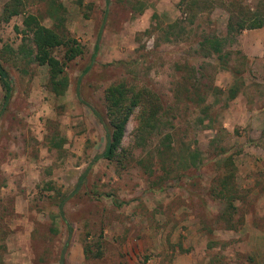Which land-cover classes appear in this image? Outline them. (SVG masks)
Returning a JSON list of instances; mask_svg holds the SVG:
<instances>
[{
	"label": "rangeland",
	"instance_id": "1",
	"mask_svg": "<svg viewBox=\"0 0 264 264\" xmlns=\"http://www.w3.org/2000/svg\"><path fill=\"white\" fill-rule=\"evenodd\" d=\"M58 1L84 49L64 67L63 96L47 90L46 67L15 57L25 17L51 26L47 1L22 0L19 15L0 20L13 88L2 107L0 87V263L264 264V26L227 44L225 64L198 48L205 35L225 36L228 3L264 17V0ZM122 82L155 96L162 119L141 145L136 111L122 163L98 160L104 91ZM227 160L231 224L214 195Z\"/></svg>",
	"mask_w": 264,
	"mask_h": 264
},
{
	"label": "trees",
	"instance_id": "2",
	"mask_svg": "<svg viewBox=\"0 0 264 264\" xmlns=\"http://www.w3.org/2000/svg\"><path fill=\"white\" fill-rule=\"evenodd\" d=\"M46 17L52 22L50 27L44 26L37 16L28 15L22 21L23 38L18 46L16 59L26 61V64H34L47 68L48 82L47 90L55 96H63L68 87V79L64 73V67L67 63L82 56L84 49L79 43L69 37L65 30V9L58 0H46ZM187 2V0H180ZM83 0H76V4L81 7ZM107 2V0H106ZM22 0H10L3 8L0 20L7 22L12 17L21 13ZM195 0L192 5L195 6ZM228 19L226 23V34L223 37L216 35H205L202 41L198 43V48L206 55H216L222 64H225L223 50L227 44L232 45L237 37L244 30L259 29L264 26V17L261 14L243 11L240 5L234 2L228 3ZM189 7V6H188ZM191 8V7H189ZM99 39V38H98ZM98 41V40H97ZM95 45V51L97 50ZM57 49L63 50L62 59L55 56ZM227 68V67H224ZM0 87L2 91L1 105L6 107L12 97V83L9 74L0 61ZM237 89H230L231 98L237 94ZM104 103L106 117L108 119L109 132L106 145L99 159L108 161L117 160L122 163L126 157L122 148V142L125 129L130 118L138 111L136 115L137 130L144 135L141 145L153 135L158 129V118L161 117V107L158 99L152 96L147 90H136L125 83L113 84L104 91ZM164 142L169 141V136H165ZM169 148V143H163V147ZM125 156V157H124ZM226 169L230 172L221 179L214 189L216 198L223 201L225 208L221 218L227 223L233 222V217L237 213L235 202L237 200L236 191L233 187L234 168L232 162L227 160L224 163ZM85 175L81 177L78 185L84 180ZM62 203L59 205V212L62 214ZM90 245H84L83 254L85 259L89 258ZM101 256L95 254L96 258ZM1 264V263H0ZM58 264H65L64 257H61Z\"/></svg>",
	"mask_w": 264,
	"mask_h": 264
}]
</instances>
